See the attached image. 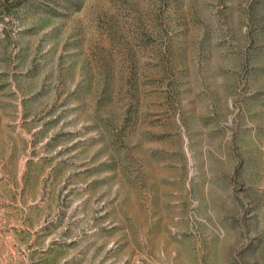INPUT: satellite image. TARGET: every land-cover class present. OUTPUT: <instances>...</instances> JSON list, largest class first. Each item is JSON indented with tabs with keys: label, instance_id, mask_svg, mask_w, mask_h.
Returning <instances> with one entry per match:
<instances>
[{
	"label": "rangeland",
	"instance_id": "obj_1",
	"mask_svg": "<svg viewBox=\"0 0 264 264\" xmlns=\"http://www.w3.org/2000/svg\"><path fill=\"white\" fill-rule=\"evenodd\" d=\"M0 264H264V0H0Z\"/></svg>",
	"mask_w": 264,
	"mask_h": 264
}]
</instances>
